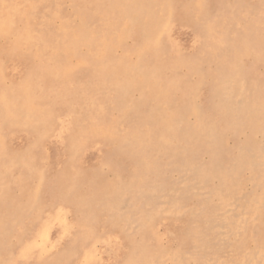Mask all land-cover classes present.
Wrapping results in <instances>:
<instances>
[{
	"label": "rangeland",
	"instance_id": "374dc122",
	"mask_svg": "<svg viewBox=\"0 0 264 264\" xmlns=\"http://www.w3.org/2000/svg\"><path fill=\"white\" fill-rule=\"evenodd\" d=\"M0 264H264V0H0Z\"/></svg>",
	"mask_w": 264,
	"mask_h": 264
},
{
	"label": "bare ground",
	"instance_id": "6f19581e",
	"mask_svg": "<svg viewBox=\"0 0 264 264\" xmlns=\"http://www.w3.org/2000/svg\"><path fill=\"white\" fill-rule=\"evenodd\" d=\"M134 15H135V14H134ZM174 22H176V21L171 22V23H172V26L175 25ZM182 22H183V21H182ZM177 23H178V24H182V25H185V24L188 25V26L193 30V32H195V33H196V31H197L196 28H195L196 26L193 25V24H190L191 22H189V23H188V22H186V23H180V22H177ZM192 23H194V22H192ZM178 24H176V25H178ZM182 25H181V26H182ZM169 26H170V25H169ZM178 26H180V25H178ZM66 28H67V26H65L64 29H66ZM163 29H164V28H163ZM184 29H185V28H184ZM188 29H189V28H188ZM172 31H173V30H172ZM25 32H28V31H25ZM198 32H199V31H198ZM28 34H29V33H28ZM184 35H185V34H184ZM26 38H27V37H26ZM124 39H125V38H124ZM48 42H49V41H48ZM182 43H183V42H182ZM62 50H63V48H62ZM138 52H139V51H138ZM16 54H17V53H16ZM13 55H14V54H13ZM14 58H15V57H14ZM52 61H53V60H52ZM1 71H2V70H1ZM135 103H136V102H135ZM156 107H158V106H156ZM228 107H229V106H228ZM177 108H178V107H177ZM214 108H215V107H214ZM229 108H230V107H229ZM231 109H232V108H231ZM247 115H248V114H247ZM247 115H246V116H247ZM234 116H235V115H234ZM233 118H234V117H233ZM233 118H232V121H231V122L229 121V122H230L229 124H230L231 126L234 125V120H235V118H234V119H233ZM235 124H236V121H235ZM65 125H69V120H66V121H65ZM206 127H207V126H206ZM212 127H213V125H212ZM210 128H211V126H209V127H208V130H206V131H207V132L210 131ZM241 138H242V137H241ZM179 151H180V150H179ZM128 170H129V169H128ZM130 175H131V174H130ZM131 180H132V179H131ZM131 183H132V182H131ZM61 210H62V209H60V211H61ZM259 231H260V230H259Z\"/></svg>",
	"mask_w": 264,
	"mask_h": 264
}]
</instances>
